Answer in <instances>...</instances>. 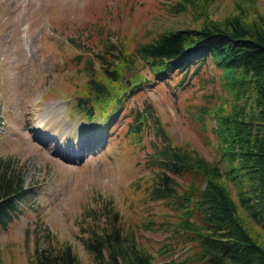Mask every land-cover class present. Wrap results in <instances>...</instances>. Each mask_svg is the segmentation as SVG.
Masks as SVG:
<instances>
[{
	"label": "trees",
	"instance_id": "trees-1",
	"mask_svg": "<svg viewBox=\"0 0 264 264\" xmlns=\"http://www.w3.org/2000/svg\"><path fill=\"white\" fill-rule=\"evenodd\" d=\"M220 1L177 0L187 20L180 25L157 23L116 35L102 27L92 30L96 41L88 44L94 47L77 43L89 55H73L82 79L73 84L72 110L108 125L126 109L132 139L151 124L159 138L136 192L161 206L125 224L110 198L89 201L76 233L89 264H264V10L258 0H227L213 15L209 4ZM207 61L220 71L226 91L216 104H193L196 123L213 132L212 158L187 140L173 141L149 100L125 107L131 93ZM24 189L20 167L0 158V226L17 214ZM133 224L164 230L159 247L138 239ZM177 244L180 255L159 257ZM29 264L82 262L68 241L45 228L34 237Z\"/></svg>",
	"mask_w": 264,
	"mask_h": 264
},
{
	"label": "rangeland",
	"instance_id": "rangeland-1",
	"mask_svg": "<svg viewBox=\"0 0 264 264\" xmlns=\"http://www.w3.org/2000/svg\"><path fill=\"white\" fill-rule=\"evenodd\" d=\"M226 1L211 2L209 12L218 15ZM258 4L264 10V0ZM186 21L177 0H0V158L10 157L20 167L25 185L17 214L0 226V264H29L34 237L45 228L89 264L76 236L79 214L89 201L110 198L125 224L161 206L160 200L143 202L136 192L149 172L148 152L159 141L153 124L132 139L126 109L108 125L73 111V84L82 79L73 55H89L77 43L94 47L88 43L96 41L98 28L116 35ZM222 80L207 61L131 93L125 107L149 100L173 141L187 140L212 158L213 132L196 123L195 105L210 106L226 95ZM209 122L213 125V118ZM133 226L151 247L163 241L164 230ZM182 249L177 244L158 256L176 257Z\"/></svg>",
	"mask_w": 264,
	"mask_h": 264
}]
</instances>
